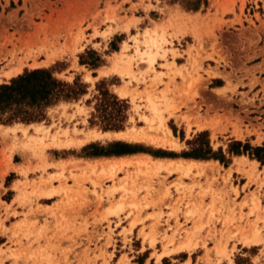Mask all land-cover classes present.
I'll list each match as a JSON object with an SVG mask.
<instances>
[{
    "label": "rangeland",
    "instance_id": "1",
    "mask_svg": "<svg viewBox=\"0 0 264 264\" xmlns=\"http://www.w3.org/2000/svg\"><path fill=\"white\" fill-rule=\"evenodd\" d=\"M191 1L0 0V84L14 56L22 72L86 87L38 123L0 124V264H250L256 253L251 264H264V165L226 155L233 141L264 147V0H199L196 11ZM154 30L165 58L151 69L140 54ZM44 41L61 51L53 61L38 52ZM91 53L97 68L78 64ZM129 59L133 78L119 74ZM100 81L124 102L118 132L159 135L151 93L178 150L103 137L52 145L116 132L102 131L93 110ZM200 132L226 166L182 157ZM120 150L133 153L104 156ZM147 157L205 164L149 174L138 163ZM43 190L53 197L40 199Z\"/></svg>",
    "mask_w": 264,
    "mask_h": 264
},
{
    "label": "trees",
    "instance_id": "2",
    "mask_svg": "<svg viewBox=\"0 0 264 264\" xmlns=\"http://www.w3.org/2000/svg\"><path fill=\"white\" fill-rule=\"evenodd\" d=\"M198 8L199 0L187 2L188 10L196 11ZM91 55L93 56L91 61L85 62L80 57L78 64L88 66L90 69L97 68L100 61L93 53ZM100 85L101 81L95 86L97 95L93 98L94 113L98 115L102 131L118 132L122 129L124 122V102L118 101L106 89L100 88ZM85 88V85L80 84L77 78H74L70 84L54 78L48 69L24 71L6 83L0 84V124L38 123L44 119L46 109L60 102L78 99L85 94ZM207 136L206 132L198 133L193 140L187 143L190 149L183 153L182 157L201 161L215 160L226 166L229 163L228 160L225 159L220 149L216 152L211 150ZM129 153L133 152L120 150L104 156H121ZM226 155H247L249 159L264 165V147L252 148L247 144L233 141L226 148Z\"/></svg>",
    "mask_w": 264,
    "mask_h": 264
},
{
    "label": "bare ground",
    "instance_id": "3",
    "mask_svg": "<svg viewBox=\"0 0 264 264\" xmlns=\"http://www.w3.org/2000/svg\"><path fill=\"white\" fill-rule=\"evenodd\" d=\"M147 34L149 36L147 37V39H145L144 45L148 51L146 53H141L140 55L141 56L145 55V59H143V60L146 62V64L148 65L149 68L153 69V67L157 61V57H164V53H163V55L160 54V50H161V46L165 43V40H164L163 34L160 35L155 30L152 31V35L150 33H147ZM134 41H135V44L137 45L138 44L137 39L134 38ZM28 43H29V41H28ZM24 44H26V43L23 42V48H24ZM33 46H34V43H33ZM33 46H32V48H33ZM63 48H64V46H63ZM59 50L60 49L55 50V48L53 46H49V44L46 41H44L41 43L38 52H39V54L40 53L45 54L47 61H50V60L53 61L54 59L57 58L58 52H61ZM18 53H20V52H18ZM136 53H138V51H136ZM3 55H4V53H3ZM28 55H26L25 58H27ZM20 60H16V58H14V56L12 57L11 63H13V64L9 67V69L7 71L5 70V72L3 73L6 78L16 77L17 75H19L22 72L23 61H20ZM25 61H28V60H25ZM124 63H125V65H124L125 67L124 68L122 67V70L119 71V74L120 75H127V76L133 78L134 73L131 70V59H129L127 62H124ZM119 95H120V97L121 96L126 97L127 93L125 91L119 90ZM163 100H164V103L166 105H169V102L166 100L165 97H163ZM147 102H148V107H149L150 111L152 112V115L154 116L153 118L158 119L159 123L161 124L160 127L162 129L160 130L159 135H157V134L151 135V133L137 132L135 130H130L128 133H125V132L91 133L88 136H86L84 139L79 140L77 143H74V141L72 139H66V140L64 139L65 141H60L57 139L56 136H54L52 138V145H55L59 148H65V149L69 148L71 145H75L79 148V147L83 146L84 144H86L91 139H98V138L101 139L102 137L108 138V139H123V138H125L131 142H140V143L146 142L148 145L154 146L156 148H161V149L162 148H169L171 150L176 149V151H177L178 150L177 149V140L174 138L171 131L165 126V123L162 120L161 109L159 108L160 104L157 102V98L155 97V95L153 96L151 93L148 94ZM166 105H165V107H166ZM167 107H169V106H167ZM138 163L142 167L143 173L157 174L159 171L163 170V171H167L168 173L177 172V173H180L181 175H185V176H187L193 170L200 171L202 166L205 164V163H200V162H196V161H184L182 163L171 166V164H175L176 162L170 161V162H168L170 165L168 164L169 166H167V165H163L162 162L155 161L149 157H147L144 161L142 160ZM102 168H103V172H104V169L106 168L105 170H107L108 173H111L115 168H119V167H117V165H106V166H102ZM54 192L55 191H50V190H49V192H46L45 190H43L39 194V196L41 197L40 199H51L53 197ZM167 192L168 191L166 190L165 193H167ZM121 207H122V204H119V205H117L116 208L120 209ZM256 236H258V233ZM256 236H255V238H256ZM258 240H259V238H258Z\"/></svg>",
    "mask_w": 264,
    "mask_h": 264
},
{
    "label": "crops",
    "instance_id": "4",
    "mask_svg": "<svg viewBox=\"0 0 264 264\" xmlns=\"http://www.w3.org/2000/svg\"><path fill=\"white\" fill-rule=\"evenodd\" d=\"M261 7H262V1H261V5H260ZM4 83H6V82H4ZM233 159V158H232ZM247 160H249L248 158H247ZM249 161H251V160H249ZM258 164V163H257ZM46 200H48V199H46ZM258 251V250H257ZM257 256V253L256 254H253L250 258H249V263L251 264L252 263V260H253V258L254 257H256ZM164 259H167V258H164ZM164 259H162V260H164ZM159 264H161V262H159ZM255 264H257V263H255ZM258 264H260V262H258Z\"/></svg>",
    "mask_w": 264,
    "mask_h": 264
}]
</instances>
